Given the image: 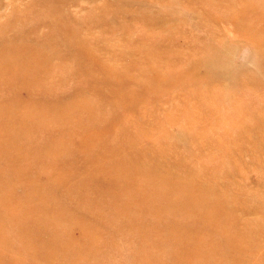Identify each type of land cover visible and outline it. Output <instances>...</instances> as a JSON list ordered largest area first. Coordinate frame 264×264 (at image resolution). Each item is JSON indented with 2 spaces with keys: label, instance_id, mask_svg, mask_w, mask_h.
Returning <instances> with one entry per match:
<instances>
[{
  "label": "rangeland",
  "instance_id": "obj_1",
  "mask_svg": "<svg viewBox=\"0 0 264 264\" xmlns=\"http://www.w3.org/2000/svg\"><path fill=\"white\" fill-rule=\"evenodd\" d=\"M0 264H264V0H0Z\"/></svg>",
  "mask_w": 264,
  "mask_h": 264
}]
</instances>
